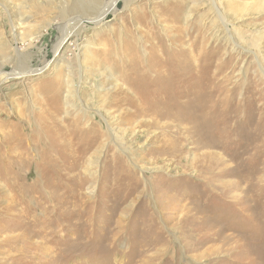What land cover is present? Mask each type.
Masks as SVG:
<instances>
[{"label": "rangeland", "instance_id": "rangeland-1", "mask_svg": "<svg viewBox=\"0 0 264 264\" xmlns=\"http://www.w3.org/2000/svg\"><path fill=\"white\" fill-rule=\"evenodd\" d=\"M106 2L0 0V264H264V0Z\"/></svg>", "mask_w": 264, "mask_h": 264}, {"label": "bare ground", "instance_id": "bare-ground-1", "mask_svg": "<svg viewBox=\"0 0 264 264\" xmlns=\"http://www.w3.org/2000/svg\"><path fill=\"white\" fill-rule=\"evenodd\" d=\"M118 0H108V2H106V4L104 5V9H102L101 12H98L96 13L91 19H88L86 20V22H89V25H93V26H99L102 21L104 20L105 16L110 13V12H114L115 10V5L117 3ZM79 21V19H78ZM81 27L79 28H73L72 27V30H69L68 32H66L64 35H62V37L60 38V40L55 44L54 46V50H53V55L56 56L57 53L62 49V47L65 45V43H67L69 41V44L71 42L73 43H76L78 40H79V31H80ZM229 28L226 27V31L229 32ZM218 36V34H217ZM230 36V35H229ZM232 40H234V37L230 36ZM229 37V39H230ZM72 38H76V39H72ZM87 40V39H86ZM235 41V40H234ZM233 41V42H234ZM87 43V41H86ZM80 45V44H79ZM89 44H86L85 46H83L84 48H89L88 47ZM68 47V46H67ZM66 47V48H67ZM65 50V49H64ZM64 55V51H63V54ZM77 57V56H76ZM28 65V64H27ZM49 65V63H48ZM20 66V65H18ZM47 67V65H46ZM44 67V68H46ZM37 68V67H36ZM22 72L20 73H16L14 71L12 72H9V73H6V72H0V85L4 82H7L8 80L10 79H13V78H17V79H23V78H26V76H37L43 71L41 69H35V70H30V69H26L25 67L22 68ZM16 71V70H15ZM21 71V69H20ZM69 77V76H68ZM36 80V79H35ZM72 83V82H71ZM73 89V88H72ZM71 91H70V86H68V91H67V96H66V99H68V97L71 96ZM74 93V92H73ZM73 93H72V96H73ZM78 96H79V93H78ZM77 98V97H76ZM74 100V99H73ZM77 100V99H76ZM69 105L68 103V100L66 101V106ZM98 113V112H97ZM100 113V112H99ZM104 120H106L104 118ZM29 133V132H28ZM97 161V160H96ZM98 163V162H97Z\"/></svg>", "mask_w": 264, "mask_h": 264}]
</instances>
